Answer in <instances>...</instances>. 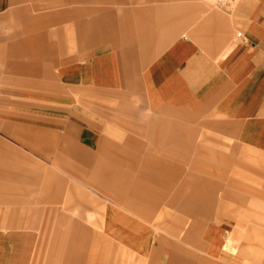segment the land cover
I'll return each mask as SVG.
<instances>
[{
  "label": "crops",
  "instance_id": "obj_1",
  "mask_svg": "<svg viewBox=\"0 0 264 264\" xmlns=\"http://www.w3.org/2000/svg\"><path fill=\"white\" fill-rule=\"evenodd\" d=\"M0 73L20 97L0 100V216L37 227L6 230L0 264H87L91 193L145 214L175 193L198 250L162 264H264V0H0Z\"/></svg>",
  "mask_w": 264,
  "mask_h": 264
},
{
  "label": "rangeland",
  "instance_id": "obj_2",
  "mask_svg": "<svg viewBox=\"0 0 264 264\" xmlns=\"http://www.w3.org/2000/svg\"><path fill=\"white\" fill-rule=\"evenodd\" d=\"M5 78V75L0 73V86L6 84L8 85L7 87L17 93L15 90L16 82L7 83ZM0 100L3 106H7L8 109L9 107H15L14 105L20 104V97L9 92H4ZM131 101L130 104L136 110L135 119L137 122L154 120L152 115L146 111L145 105L140 98H135ZM69 105L72 110L73 122L81 124L80 116L87 111L86 108L81 106L77 99H72ZM87 115L93 122L95 121V117H97L95 112L89 111ZM14 117L10 112L7 114L0 112V124L5 121H16ZM108 124L111 125L110 122ZM208 135L215 137L213 132L198 129L190 124H184L180 134L184 143L186 140H191L193 145H199L200 142L203 143V138L208 137ZM120 137L124 139L125 136L121 135ZM12 143L16 144L17 142L16 140H12ZM248 164H252L250 160ZM248 182L249 187L254 188V179L248 178ZM90 195L95 200L101 201V206L93 205L86 213L87 219H90L87 227V264H97L96 231L103 239L101 245L104 246V254L100 251L99 264H162L160 259L162 257L163 261L166 259L165 256H162V251L170 249L184 250L191 253L194 248L198 250L197 242L193 239L196 242L193 244L194 241L190 240L192 219L188 213L183 212L181 207L180 209H176L175 206L177 205L174 202L176 197L175 193L157 194L156 197H160L161 202L153 209L144 207L143 209H145L146 214L141 210L129 209L126 206H124L126 208L115 207L110 204L107 198L97 193H91ZM10 196L8 195L9 202L11 201ZM149 197L153 200L155 196L151 195ZM12 205H14V210L8 211V220L0 216V244L5 250H7L6 230L11 231L24 228L30 230L37 228L31 222H23L21 220L20 215L23 213V210L20 208L21 205L18 206V210H16V204ZM254 206V193H249V209L247 210L248 225L255 223L256 213ZM167 214L173 217V219H169ZM17 218H19V221ZM178 221L180 222L179 225L177 223ZM175 223L176 225L174 226ZM196 238L198 239L197 235Z\"/></svg>",
  "mask_w": 264,
  "mask_h": 264
},
{
  "label": "built area",
  "instance_id": "obj_3",
  "mask_svg": "<svg viewBox=\"0 0 264 264\" xmlns=\"http://www.w3.org/2000/svg\"><path fill=\"white\" fill-rule=\"evenodd\" d=\"M214 1L216 4H218L220 7L224 8V9H229L232 6H234L236 0H212Z\"/></svg>",
  "mask_w": 264,
  "mask_h": 264
}]
</instances>
